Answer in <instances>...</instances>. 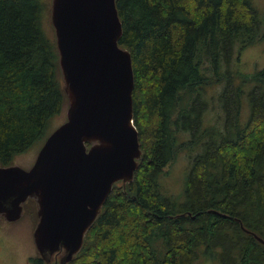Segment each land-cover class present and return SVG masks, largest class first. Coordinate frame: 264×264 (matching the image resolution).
<instances>
[{
	"label": "trees",
	"instance_id": "16d2710c",
	"mask_svg": "<svg viewBox=\"0 0 264 264\" xmlns=\"http://www.w3.org/2000/svg\"><path fill=\"white\" fill-rule=\"evenodd\" d=\"M44 7L0 0V165L43 144L68 106ZM117 7L143 154L134 180L114 184L69 264H264V244L247 231L264 239V68L222 71L264 39V15L254 0H117ZM222 80L225 129L204 127L205 86ZM186 133L189 141H179ZM182 152L193 154L174 194L163 180ZM30 262L44 264L38 256Z\"/></svg>",
	"mask_w": 264,
	"mask_h": 264
},
{
	"label": "water",
	"instance_id": "95a60500",
	"mask_svg": "<svg viewBox=\"0 0 264 264\" xmlns=\"http://www.w3.org/2000/svg\"><path fill=\"white\" fill-rule=\"evenodd\" d=\"M51 21L67 118L46 137L29 169L0 165V215L18 221L34 199L38 256L46 264H69L114 184L134 180L143 151L134 123L132 55L119 43L117 0H52Z\"/></svg>",
	"mask_w": 264,
	"mask_h": 264
},
{
	"label": "rangeland",
	"instance_id": "374dc122",
	"mask_svg": "<svg viewBox=\"0 0 264 264\" xmlns=\"http://www.w3.org/2000/svg\"><path fill=\"white\" fill-rule=\"evenodd\" d=\"M45 5L43 12V24L46 30L55 36V30L51 22V0H43ZM254 5L261 15H264V0H254ZM238 56L240 59L238 60ZM264 68V39L257 42L245 50L240 55L235 54L231 64L223 65L222 71L228 69L234 72L239 71L242 73H251ZM241 76V73H238ZM239 81V80H237ZM225 89V81L222 80L216 84L213 81L205 86L203 93V99L206 102L203 125L204 127H210L217 125L221 130H224L226 118L225 109L221 100V95ZM243 96L241 121L246 122L249 115V104L247 92ZM65 108L61 116L57 117L53 122L50 130H54L60 124H62L66 118ZM259 127L258 130H260ZM190 135L186 133L179 141H189ZM42 146V142H37L28 151L17 155L13 164L20 165L26 169L30 168L37 154ZM195 153V152H194ZM193 152H182L179 157L166 167L168 174L165 176L163 182L168 192L179 194L183 190V185L186 179L187 172L189 170L190 155ZM24 216L14 222L4 220L0 216V264H29L30 260L38 256L36 246L34 243L33 232L37 223L36 208L33 201H29L26 204ZM39 257V256H38ZM201 264H216L212 260L201 261Z\"/></svg>",
	"mask_w": 264,
	"mask_h": 264
},
{
	"label": "flooded vegetation",
	"instance_id": "af4514ba",
	"mask_svg": "<svg viewBox=\"0 0 264 264\" xmlns=\"http://www.w3.org/2000/svg\"><path fill=\"white\" fill-rule=\"evenodd\" d=\"M51 6H52V0H51ZM50 13H51V7H50ZM52 22V21H51ZM53 25V24H52ZM67 108V107H66ZM29 169V168H28ZM29 201H31V200H29ZM29 201H27L25 204H24V211H25V207H26V204L29 202ZM33 201V203L35 204V208H36V215H37V221H38V212H37V210H38V208H37V204H36V202H35V200L33 199L32 200ZM24 214V213H23ZM1 216V215H0ZM24 216V215H23ZM22 216V217H23ZM1 217H3V216H1ZM21 217V218H22ZM3 219L4 220H6L4 217H3ZM37 224V223H36ZM36 227V226H35ZM29 264H31V262L29 263ZM44 264H46L45 262H44ZM50 264H58V260L57 259H55L54 261H52Z\"/></svg>",
	"mask_w": 264,
	"mask_h": 264
},
{
	"label": "bare ground",
	"instance_id": "6f19581e",
	"mask_svg": "<svg viewBox=\"0 0 264 264\" xmlns=\"http://www.w3.org/2000/svg\"><path fill=\"white\" fill-rule=\"evenodd\" d=\"M240 220V219H239Z\"/></svg>",
	"mask_w": 264,
	"mask_h": 264
}]
</instances>
